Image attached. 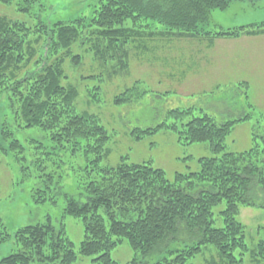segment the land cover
<instances>
[{
  "label": "trees",
  "instance_id": "1",
  "mask_svg": "<svg viewBox=\"0 0 264 264\" xmlns=\"http://www.w3.org/2000/svg\"><path fill=\"white\" fill-rule=\"evenodd\" d=\"M13 1L0 0V3ZM17 1L18 10L24 13H30L40 2ZM235 1L254 7L260 0H97L90 19L82 16L53 24L41 21L35 28L0 15V94H7L18 127H38L50 133L52 150L40 144L38 157L68 148L85 151L87 158L92 156L90 180L82 193L86 200L65 195V214L82 220L85 238L80 253L95 255L96 264H120L111 252L124 241L137 255L126 264H187L189 258L201 253L207 245L214 246L221 258L233 264L240 261L234 253L237 248L242 249L241 255L248 250L246 226L238 217L243 207L256 205L252 197L256 189L264 195V146L257 142L256 130L255 145L247 151H227L225 140L234 124L250 118V114L219 124L203 113L179 123L193 109L177 108L167 114L168 118H174L172 123L136 128L132 133L138 139L165 129L176 132L182 145L210 143L214 156L201 157L199 171L178 172L171 181L151 161L122 162L116 167L102 165L111 136L98 116L77 111V87L63 83L67 77L66 60L70 57L77 66L82 63L83 55L73 53V46L79 41L82 46L87 45L94 58L105 63L116 58L117 48L125 47L119 62L124 69L128 65L130 40L141 32L144 27L141 22L146 19L162 26L155 31L157 36L238 38L263 34L264 22L216 32L203 30L210 24L213 10L226 9ZM242 85L248 88L247 83ZM134 90L132 87L116 96L115 103L134 100ZM7 150L23 154L24 146L4 120L0 123V151ZM45 160L36 159L41 171L46 168ZM46 176L49 182L45 188L35 189L36 203L48 200L55 203L50 196L53 175ZM223 201L224 226L214 227L213 208ZM181 227L191 235V240L177 246L173 240L167 245ZM13 237L18 249L0 258V264H72L78 258L64 222L57 226L48 218L24 225L12 235L0 220V244ZM155 254L159 256L155 262H145V258ZM258 254L264 257V240L259 244Z\"/></svg>",
  "mask_w": 264,
  "mask_h": 264
},
{
  "label": "rangeland",
  "instance_id": "2",
  "mask_svg": "<svg viewBox=\"0 0 264 264\" xmlns=\"http://www.w3.org/2000/svg\"><path fill=\"white\" fill-rule=\"evenodd\" d=\"M96 1L40 0L30 13H24L18 10V1L14 0L12 4L0 3V15L26 22L29 27L35 28L41 21L53 24L57 21H72L82 16L90 19ZM247 5L249 3L235 1L226 9L213 10L211 22L203 30L216 32L264 22V0H260L253 8L248 9ZM141 24L144 25L140 28L141 32L135 34L128 45V65L124 69L119 62L125 47L117 48L114 52L116 58L105 63L94 58L87 45L82 46L81 41L73 46V53L83 55L82 63L77 66L69 57L64 64L67 77L63 83L72 84L78 90L75 101L77 111L98 116L111 136L101 164L116 167L122 162L151 161L154 166L162 168L171 181L175 180L178 172L199 171V159L214 156L209 142L182 145L176 132L165 129L146 134L141 139L132 133L136 128L146 129L164 122H174V118H168L167 114L169 110L177 108L193 109V113L179 123L187 122L193 115L201 116L203 113L214 117L219 124L250 114V118L234 124L225 140L226 150L243 152L254 147V130L258 136L257 142L263 147L264 86H259L254 81L247 83L246 88L242 83L225 81L228 76L224 73L216 79L217 82L222 81V84H215L214 79L201 78L198 82L195 81L198 77L195 70L201 68L197 66L194 57L188 56V53L195 50L194 44L209 42L210 38L231 37L157 36L154 34L161 30L160 24L148 19ZM260 35L264 33L244 36ZM172 62L176 66H182L177 71H172L174 74L168 69ZM183 68H186L185 75L192 78H184L185 75L180 73ZM208 75L211 78L210 72L200 74ZM239 76L244 75L235 77ZM132 87H135L134 100L116 104V96ZM4 120L12 127L15 138L24 146V153L0 151V220L12 235L24 225L44 222L48 218L57 226L64 222L67 236L73 242L78 256L72 264H96L93 261L95 255L84 256L80 253L81 243L85 238L82 220L65 214V195L86 200L82 193L83 186L90 180L88 170L92 156L87 158L85 151H72L70 148L58 150V154L53 153L50 156L40 155L39 157L46 159V168L41 171L36 165L41 150L37 146L43 144L52 150L54 142L50 133L38 127L19 128L6 93L0 94V123ZM4 146L8 147L6 144ZM47 174L53 175V183L50 185L53 192L50 196H53L55 203L50 200L36 203L33 196L35 189L45 188V184L49 182ZM255 193L257 195L253 193L252 197L256 205L243 207L238 217L246 226L248 250L241 255L242 249L237 248L234 253L240 261L233 264H264V257L258 254L259 244L264 240V195L259 189ZM225 208V201L213 208L214 227L224 226L221 212ZM191 238L187 230L181 227L177 236L168 241L167 245L175 240L173 245L177 246ZM17 249L18 244L13 237L0 244V258ZM203 249L195 257L189 258L187 264H231L227 259L221 258L214 246L207 245ZM111 255L120 264H126L137 256L127 241L113 249ZM158 257L156 254L149 256L145 258V262L153 263Z\"/></svg>",
  "mask_w": 264,
  "mask_h": 264
},
{
  "label": "crops",
  "instance_id": "3",
  "mask_svg": "<svg viewBox=\"0 0 264 264\" xmlns=\"http://www.w3.org/2000/svg\"><path fill=\"white\" fill-rule=\"evenodd\" d=\"M247 6L248 9L253 8L251 5ZM194 45L196 47L195 50L193 53L192 51L188 53V56L194 57L197 66L201 68L200 70L198 68L195 70V73H198L195 81L198 82L201 78L206 80L214 79L216 81L217 76L224 73L228 76L225 81L239 84L255 81L259 86H264V35L244 36L241 38H210L209 42L195 43ZM181 67L176 66V63L172 62L168 69L172 72L177 71ZM191 71L190 69L189 73ZM185 72L186 68L180 71L183 75H185ZM209 72L211 73V78H209V75L208 77L200 76V74ZM242 74L244 76L235 77ZM187 77L192 78V76H184L185 79ZM169 79L172 78L170 77ZM217 83L222 84V81H216L215 84ZM204 86L203 88L209 87Z\"/></svg>",
  "mask_w": 264,
  "mask_h": 264
}]
</instances>
